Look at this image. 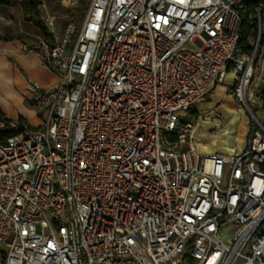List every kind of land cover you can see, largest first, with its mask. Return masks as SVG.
Segmentation results:
<instances>
[{"label":"built area","instance_id":"built-area-1","mask_svg":"<svg viewBox=\"0 0 264 264\" xmlns=\"http://www.w3.org/2000/svg\"><path fill=\"white\" fill-rule=\"evenodd\" d=\"M243 9L90 0L60 41L40 38L56 81L28 85L42 127L0 141L1 264H264V124L248 106L257 45L237 48ZM228 67L256 128L242 149L200 155L184 115Z\"/></svg>","mask_w":264,"mask_h":264},{"label":"rangeland","instance_id":"rangeland-1","mask_svg":"<svg viewBox=\"0 0 264 264\" xmlns=\"http://www.w3.org/2000/svg\"><path fill=\"white\" fill-rule=\"evenodd\" d=\"M6 3H0V39L19 36L27 42L37 45V41L42 37L39 28L34 22L28 19L32 17L33 13L27 11L25 0H3ZM29 1V0H27ZM65 3V1H64ZM35 19L41 21V16L48 13L54 21L52 42L60 41L63 37V30L65 25L72 20L78 25L82 19V6L78 2L74 9H69L60 2V0H37ZM86 12V11H85ZM84 12V14H85ZM84 17V16H83ZM75 35L71 36L74 40ZM251 44L253 48L257 45V52L252 62V74L248 85L249 94H251V101L248 106L254 117L262 124H264V103L259 101L255 94V90L264 85V47H261L257 39H252ZM36 60V58H34ZM38 65H26L25 62L17 59H11L13 67V77H0V110L6 115L9 121L8 129H20L21 131L36 130L42 127L44 116L38 107L31 101L29 91L26 87L28 79L35 80L41 84L51 83L54 77H51L45 70H50L42 63ZM52 74V73H51ZM237 76L235 71L230 68L225 76L223 83L231 84L227 88L232 97V103L249 119L253 120L249 113L241 106V103L234 96L235 81L232 82L233 77ZM222 84V83H221ZM205 98L202 102H205ZM201 102V103H202ZM183 119V117H182ZM184 119L195 124L196 119L194 113L189 112L184 115ZM221 119L216 113H202L201 112V135L196 137L194 145L198 154H205L208 150L216 145L225 144L231 147L243 145L241 138H236V131L226 132L223 123L218 121ZM200 124V123H199ZM189 143L179 145L180 150H187ZM5 248L0 247V264L2 262L1 252Z\"/></svg>","mask_w":264,"mask_h":264},{"label":"crops","instance_id":"crops-1","mask_svg":"<svg viewBox=\"0 0 264 264\" xmlns=\"http://www.w3.org/2000/svg\"><path fill=\"white\" fill-rule=\"evenodd\" d=\"M53 37L56 38V35H53ZM39 40L37 41V45H33L27 42L25 39H21L19 36L0 39V77H13L14 69L11 65L12 58L25 62L26 65L29 64L41 66V58L38 48ZM34 58H36V60ZM45 70L51 77H54L53 82L41 84L35 80L28 79V83L26 85L27 89L30 82H35L42 87H49L55 83V76L47 69ZM232 82H234V77ZM229 86H231L229 83H222L215 86L205 102H199L193 107L192 110L194 111V117L196 119L194 135L195 138L201 135V127L199 126L201 125V112L212 114L216 113V115L221 117V119L217 120L223 123L224 130L228 133L235 130L237 134L236 138H241L243 145L241 146L238 144L236 147H231V144L230 146H225V144L218 146L216 145L215 147L211 148V150H208V152L205 154L213 152L220 154H230L235 149H242L246 146V135L249 130V119L241 109L233 105L231 94H229L227 91ZM3 115L6 118L4 113ZM191 147H193L194 151L196 152L194 141L192 142Z\"/></svg>","mask_w":264,"mask_h":264},{"label":"trees","instance_id":"trees-1","mask_svg":"<svg viewBox=\"0 0 264 264\" xmlns=\"http://www.w3.org/2000/svg\"><path fill=\"white\" fill-rule=\"evenodd\" d=\"M244 9L241 11V21L239 25V35L237 41V48L239 51L243 53L250 54L253 50V45L251 44V40L257 37L258 33V22H257V11H259L262 26L260 28V35H259V42L261 47H264V0H242ZM6 3V1L0 0V3ZM27 11L32 12L33 16L36 15V6L37 0H25ZM90 0H79L82 6V14L81 19L84 16V12L86 11ZM28 17L29 20L35 23L40 30V33L44 39H48L52 42L53 35L47 31L45 26L42 24L41 21L35 19L34 17ZM230 67H228V71ZM256 98L264 103V85L259 86L255 90ZM192 113L194 111L192 110ZM0 115L4 116L0 110ZM6 122H9L8 119H5ZM256 126L253 122H249V130L246 135V146L250 143V139L253 135V131L255 130ZM21 132L20 129H8L7 127L0 129V141L4 140L5 138Z\"/></svg>","mask_w":264,"mask_h":264},{"label":"bare ground","instance_id":"bare-ground-1","mask_svg":"<svg viewBox=\"0 0 264 264\" xmlns=\"http://www.w3.org/2000/svg\"><path fill=\"white\" fill-rule=\"evenodd\" d=\"M227 111V110H226Z\"/></svg>","mask_w":264,"mask_h":264}]
</instances>
